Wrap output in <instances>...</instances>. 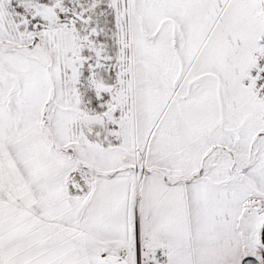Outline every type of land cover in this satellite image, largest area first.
Masks as SVG:
<instances>
[{"label":"snow or ice","instance_id":"1","mask_svg":"<svg viewBox=\"0 0 264 264\" xmlns=\"http://www.w3.org/2000/svg\"><path fill=\"white\" fill-rule=\"evenodd\" d=\"M0 264H264V0H0Z\"/></svg>","mask_w":264,"mask_h":264}]
</instances>
